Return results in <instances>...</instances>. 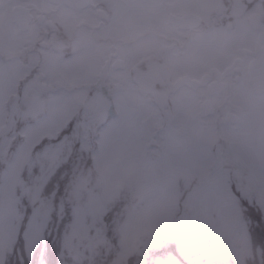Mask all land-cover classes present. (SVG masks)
Wrapping results in <instances>:
<instances>
[{"label":"rangeland","instance_id":"obj_1","mask_svg":"<svg viewBox=\"0 0 264 264\" xmlns=\"http://www.w3.org/2000/svg\"><path fill=\"white\" fill-rule=\"evenodd\" d=\"M7 83L0 87V264H45L37 249L50 236L54 209L61 218L51 244L62 239L60 250L81 264L252 263L251 228L264 224V115L255 126L221 131L228 144L194 148L162 142L158 116L147 106L128 111L122 101L124 112L95 138L103 113L93 110L88 126L79 121L85 109L20 110L15 102L32 97L11 100ZM145 118L156 143L141 136ZM258 255L264 264V250Z\"/></svg>","mask_w":264,"mask_h":264},{"label":"flooded vegetation","instance_id":"obj_2","mask_svg":"<svg viewBox=\"0 0 264 264\" xmlns=\"http://www.w3.org/2000/svg\"><path fill=\"white\" fill-rule=\"evenodd\" d=\"M263 77L264 0H0V87L32 97L20 110L103 113L95 138L123 101L162 142L228 144L263 117Z\"/></svg>","mask_w":264,"mask_h":264},{"label":"trees","instance_id":"obj_3","mask_svg":"<svg viewBox=\"0 0 264 264\" xmlns=\"http://www.w3.org/2000/svg\"><path fill=\"white\" fill-rule=\"evenodd\" d=\"M24 199V196H23ZM248 208L250 211H253L256 213L257 208L253 205L248 204ZM258 212L256 213L257 216ZM255 216V217H256ZM61 218V215H59V210H53L51 214L50 223L47 226L48 229H50V236L46 238V240H41L40 244L38 246V251H43L45 255L44 263L45 264H70L73 259L68 255V252L65 250H60L62 245V239L59 240L58 244L56 243V246L51 244V239L54 238V231L58 228V222ZM252 230V240L253 245L255 247L253 255L254 259L252 260V263L250 264H263L261 260L259 259L258 255V249L264 250V224H262L259 221H256L253 224ZM107 232L109 234V231L107 229ZM61 252V254H59ZM37 253H35L33 256H35ZM32 264V263H30ZM73 264H81L78 263V261H73Z\"/></svg>","mask_w":264,"mask_h":264},{"label":"water","instance_id":"obj_4","mask_svg":"<svg viewBox=\"0 0 264 264\" xmlns=\"http://www.w3.org/2000/svg\"><path fill=\"white\" fill-rule=\"evenodd\" d=\"M254 80H255V79H254ZM258 81H259V83L264 84V77H263L262 79L260 78Z\"/></svg>","mask_w":264,"mask_h":264}]
</instances>
